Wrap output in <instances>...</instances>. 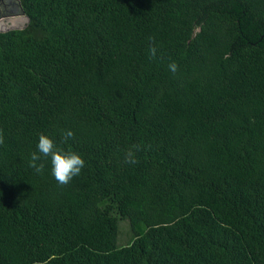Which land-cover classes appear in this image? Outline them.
<instances>
[{"label": "trees", "instance_id": "16d2710c", "mask_svg": "<svg viewBox=\"0 0 264 264\" xmlns=\"http://www.w3.org/2000/svg\"><path fill=\"white\" fill-rule=\"evenodd\" d=\"M18 1L0 264H264V0ZM41 134L84 160L67 185Z\"/></svg>", "mask_w": 264, "mask_h": 264}, {"label": "clouds", "instance_id": "9594fccd", "mask_svg": "<svg viewBox=\"0 0 264 264\" xmlns=\"http://www.w3.org/2000/svg\"><path fill=\"white\" fill-rule=\"evenodd\" d=\"M151 56H155V47H150ZM173 73L177 71L178 66L175 62L168 65ZM65 141L73 137V133L68 130L64 134ZM3 143V137L0 136V144ZM138 150V147L137 149ZM41 157L50 158L51 173L59 185H67L75 176H78L84 167V160L80 155L74 152H64L56 147L53 140L48 136L41 134L37 143V152L32 153L29 166L34 168L37 173H42L43 163H37ZM125 162L129 164L137 163L134 152L129 150L126 153Z\"/></svg>", "mask_w": 264, "mask_h": 264}, {"label": "water", "instance_id": "95a60500", "mask_svg": "<svg viewBox=\"0 0 264 264\" xmlns=\"http://www.w3.org/2000/svg\"><path fill=\"white\" fill-rule=\"evenodd\" d=\"M2 0H0L1 2ZM16 6L17 10L8 16L0 13V33L12 29L22 28L27 22L28 18L25 16L18 0H11Z\"/></svg>", "mask_w": 264, "mask_h": 264}, {"label": "flooded vegetation", "instance_id": "af4514ba", "mask_svg": "<svg viewBox=\"0 0 264 264\" xmlns=\"http://www.w3.org/2000/svg\"><path fill=\"white\" fill-rule=\"evenodd\" d=\"M17 10V6L11 0H2L0 2V13L5 16L14 13Z\"/></svg>", "mask_w": 264, "mask_h": 264}, {"label": "rangeland", "instance_id": "374dc122", "mask_svg": "<svg viewBox=\"0 0 264 264\" xmlns=\"http://www.w3.org/2000/svg\"><path fill=\"white\" fill-rule=\"evenodd\" d=\"M120 222H123V221H120ZM119 237L120 238H123L124 240H120V239H117V242L118 244H123L126 242V240L129 238L127 236V228H126V225L124 223H121L120 224V228H119ZM126 237V239H125Z\"/></svg>", "mask_w": 264, "mask_h": 264}]
</instances>
